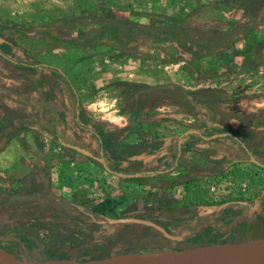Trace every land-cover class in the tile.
<instances>
[{
	"label": "rangeland",
	"instance_id": "1",
	"mask_svg": "<svg viewBox=\"0 0 264 264\" xmlns=\"http://www.w3.org/2000/svg\"><path fill=\"white\" fill-rule=\"evenodd\" d=\"M0 36L66 73L79 94L83 119L100 133L113 135L111 146L116 152L158 156L159 146L151 148L156 138L211 132L203 123L205 113L199 115L190 108L181 89L211 105L213 121L217 124L224 118L228 129L240 130L238 126L252 121L256 113L264 121V0H0ZM26 72L0 58L1 87L29 93L33 83L23 75ZM48 78L46 85L53 87L54 99L64 103L61 89ZM122 83L173 84L178 88L150 94L130 91L131 87ZM26 111L35 113L31 106L0 96L2 192L27 196L44 183L45 193L83 207L109 199L115 205L111 218L149 214L162 225L170 220L176 227L186 228L175 234L180 237L190 232L193 216L212 211L213 205L264 194V168L250 163L229 168L222 164L210 173L200 172L204 164L194 165L196 172L184 174L180 170L165 185L150 182L139 187L116 179L94 156L55 144L39 131H28L42 136L39 149L26 141L12 140L18 133L14 117ZM127 129L131 132L125 137ZM87 139L78 143L95 151ZM193 141L188 136L182 143ZM21 145L20 152L30 158L31 153L40 152L41 157L44 152L46 165L39 168L40 183L23 186L21 182L30 175H23L26 168L17 177L6 169V153L10 156ZM213 148L209 146L208 151ZM108 160L121 170L158 168L149 158L140 162ZM29 164L32 166L31 161ZM13 185L23 190L9 191ZM33 205L39 208L29 210L36 213L31 217L0 210V246L16 257L22 256L20 242L35 255L28 247L36 238L27 234L34 233V228L41 231H36L40 238L58 243L57 248L65 246L59 243L68 240L71 233L105 242L111 252L145 249L151 241L148 236L153 234L143 224H130L115 233L93 223L78 226L55 214V209L46 208L44 202ZM29 218L37 219L40 225ZM69 226L73 229H61ZM188 243L182 239L171 244L186 247Z\"/></svg>",
	"mask_w": 264,
	"mask_h": 264
},
{
	"label": "trees",
	"instance_id": "2",
	"mask_svg": "<svg viewBox=\"0 0 264 264\" xmlns=\"http://www.w3.org/2000/svg\"><path fill=\"white\" fill-rule=\"evenodd\" d=\"M0 58L16 68L27 71L26 73H23V75L25 76V78H27L33 83L32 90L29 93H21L15 89L0 86V96L6 95L19 104L31 106L35 109V113H30L26 111V113L22 116L17 115L14 117L15 121H17L18 123L17 132L23 133L32 130L39 131L42 134L51 137L55 144H58L62 147H67L73 151H76L75 147L87 149V147H84V145L78 143V140L84 139V137H86L88 138L87 142H91L95 147V151H92L90 149L87 150L92 151L93 156L96 158V160L101 162L104 165L105 169L114 177L128 179L133 182H138L140 180L149 178L165 177L167 175H170L177 169V167L179 166L180 156L183 152H189L193 150L199 151L200 148H198V144L207 140L216 139L224 140L225 142L221 144L222 147L215 146L213 148L214 150H220L224 155V168H229L237 163L244 162H250L256 166L264 168L263 158L255 155L240 140V138L237 137V135L232 132H229L227 128H222L213 121L212 114H214V109L211 105L206 102H201L197 100L196 98L191 96V94L188 93L186 90L181 89L187 99V105L190 108L197 110L199 115L205 113L204 115H206V117L203 118V123L206 127L211 128V132H209L208 134L201 132H191L185 133L181 136L156 138L154 145H152L151 148L155 149L156 146H159L160 154L156 157L155 163H152V165L154 167L155 165H157L158 168H152L149 170H121L115 164L110 163L108 159L115 158L116 160H124L127 162H140V157L135 159L136 155L127 153L126 151H113L111 146V136L113 135H104L100 133L83 119L82 106L79 94L77 93L73 83L71 82L66 73H64L58 67L41 62L33 58L21 46L12 44L1 36ZM48 76L53 78L54 83L61 89L62 93L66 97L64 103L54 99L55 96L51 94V89H53V87L48 88L46 85L49 81ZM122 84L130 86V91L137 89L139 90V93L150 94L158 91H170L178 88V86H175L173 84L155 87L137 83ZM46 95H48L50 98ZM130 132L131 129L125 130L123 132V136L126 137L127 135H129ZM188 136L193 137V140L196 141H193L191 144L189 142L183 144V139ZM225 140H227L228 143ZM98 158H100V160ZM141 159L144 158L142 157ZM37 202H44L46 204V208L55 209V214L74 221L78 226H84L87 223H93L97 224L101 228L106 227V230L107 228L113 229L114 231L112 233L122 230V228L130 224L142 226V224L137 223L110 224L107 219L112 217L111 214L114 213L115 205L114 202L109 199L88 208L79 206L63 197L56 196L52 193L34 192L27 196H21L12 193L2 192L0 190V210L2 211L6 210V212H14L18 214H24L25 217L26 215L31 217L36 213H30L29 210L34 208L36 210V207L39 208L38 206L33 207V204ZM238 204L239 202L229 201L225 203H217L215 204V206L218 209L220 207L233 208ZM42 212L46 213L44 209ZM139 218L150 220L159 224L172 235H178L179 233L181 234L184 229H186L184 227H176L174 225V222L170 220L168 221L167 225H162L158 222L157 219L149 217V214H141ZM32 219L29 218L30 221ZM33 220V222H35L33 224L40 225L37 219ZM144 226L153 231V234L148 236V239H150L151 241L147 245V247H145V249L152 250L173 247V244L171 243L175 241L166 238L159 230L152 226ZM112 233L110 235H112ZM206 236L207 234L191 236V238H189L190 240L188 238L187 239L189 241H192L193 245L189 244L186 247L176 248H187L194 246L226 243L224 241L219 240H204ZM118 240L122 241L121 238ZM188 240L184 239L183 241L187 242ZM79 244L81 245V247L84 246L85 249L83 250L86 254H92L98 257V259L107 258L102 255L105 254V251L110 250V248H107L105 242L99 240H89L88 242L79 241ZM19 247L20 252L22 254L21 257H17L19 259L50 260L49 258H47V256H45L46 259L44 257H42L41 259L30 257L31 254H29L26 245H22L21 242L19 243ZM28 248L33 250L32 245ZM3 249L10 253L8 249ZM131 250L134 252H139L142 249ZM100 256L103 258H99Z\"/></svg>",
	"mask_w": 264,
	"mask_h": 264
},
{
	"label": "crops",
	"instance_id": "3",
	"mask_svg": "<svg viewBox=\"0 0 264 264\" xmlns=\"http://www.w3.org/2000/svg\"><path fill=\"white\" fill-rule=\"evenodd\" d=\"M259 113H256L252 116L251 120L247 124H242V126L239 129H236L237 127H232L228 129V124H225V119L221 118L219 120V123L217 122V125L221 126L222 128H227L229 132L234 133L237 135L238 138L258 157H261L264 159V121H260ZM232 124V123H231ZM208 130H211V128H207ZM12 140H23L28 142L32 147L40 148V141L43 140L42 136L38 132H23V133H17L16 136ZM227 141V140H225ZM225 143L224 140H207L204 141L199 145L198 148L202 147V151H189L184 152L181 154L179 159V166L178 169H176L173 173L170 175H167L162 178H153V179H145L140 180L138 182H133L128 179H122L118 177L120 180L134 183L137 186H142L143 183H152V184H158L161 185L167 184V180L171 177L175 176L177 173H179L180 170H183L182 173L187 174L192 172H196V169L194 168V165L198 164H204L202 168H200L201 173H210L213 169L216 167L218 168L220 165H222L225 161H222L224 158V155L221 153L220 150H210L209 146L213 145L221 147ZM228 143V141H227ZM23 145V144H22ZM22 145L18 148V151H15L14 153L9 154L6 153V158L9 161L7 164V170H10L11 173H14L15 177L18 176V174L22 172V168H26V171L23 173V175H27V178L23 179V181L20 183L21 185L25 186V184L28 185L29 182H39L40 183V175H39V168L42 166V164H45V160L43 159L44 152L42 153L40 157V152L37 153H31L34 158H30V156H27L26 152H20V148L23 149ZM205 147V148H204ZM206 150V151H204ZM140 160L143 157L144 160L149 158V160H156V154L151 153L148 154L147 157L141 156V154L136 155L135 159L139 158ZM28 159V160H26ZM204 162H203V161ZM31 161L32 166H29V162ZM250 162L241 163L244 165H247ZM254 167L253 163H250ZM46 165V164H45ZM236 165H240L239 163ZM234 166V165H233ZM241 166V165H240ZM31 167V168H30ZM30 169L34 171V173H30ZM55 169V168H53ZM1 170V169H0ZM199 173V172H198ZM38 180V181H37ZM35 183V182H34ZM150 183V184H151ZM41 186H37V190L35 192L45 193L47 190H43V187H45L44 183H40ZM26 185V187H27ZM17 188V189H16ZM19 188V189H18ZM9 191H15V190H23V187H15L13 185V188L8 189ZM34 193V192H33ZM239 204L236 205L233 208H225L220 207L219 209L215 205H211L212 211L210 212H203L199 213L196 216H193L192 220L190 221V225L192 227L190 228V232L181 236L183 239L191 238V236H199L207 234L206 238L204 240H219L224 241L226 243H234V242H245L250 241L258 238H264V194L262 196H253L252 198L246 200V201H238ZM216 207V208H215ZM30 227V226H29ZM27 227V229H29ZM33 229L32 227H30ZM56 229V228H55ZM58 229V228H57ZM62 230H71L73 229L72 226H69L68 228H61ZM33 232H28L27 234L30 236L29 238H36L39 239V229L34 228ZM38 231V232H36ZM238 231L239 233H236ZM41 232V231H40ZM53 232V229L52 231ZM43 233V232H42ZM69 233V232H68ZM236 234V235H235ZM70 233L68 235V240L63 242V239L61 240L62 243L59 244H65V246L61 248H57V244L55 241L51 242L50 239H43L40 238V243H37L36 240L33 241V252L35 255H30V257L41 259L42 257L47 256L50 260L53 259H73L78 261H90L98 259V257L93 256L92 254H86L84 252L83 247L79 244V241L82 242H88L86 238L79 237L77 235H73ZM186 239V240H188ZM228 239V240H227ZM190 240V239H189ZM188 240V241H189ZM187 241V242H188ZM190 245L192 244V241H189ZM92 250V249H91ZM107 250V249H106ZM151 249H142L139 252H145L149 251ZM87 251V250H86ZM106 252H109L106 254ZM126 252H134L132 250H118L116 252L111 251H105V254L102 256L108 257L114 254H120V253H126ZM103 258V257H99Z\"/></svg>",
	"mask_w": 264,
	"mask_h": 264
},
{
	"label": "water",
	"instance_id": "4",
	"mask_svg": "<svg viewBox=\"0 0 264 264\" xmlns=\"http://www.w3.org/2000/svg\"><path fill=\"white\" fill-rule=\"evenodd\" d=\"M75 150L87 156H93L90 150L80 147H75ZM107 221L110 224L137 223L152 226L170 240L181 241L183 239L170 234L164 227L150 220L131 217L108 218ZM0 264H264V238L187 248L171 247L145 252H126L90 261L23 260L0 247Z\"/></svg>",
	"mask_w": 264,
	"mask_h": 264
},
{
	"label": "bare ground",
	"instance_id": "5",
	"mask_svg": "<svg viewBox=\"0 0 264 264\" xmlns=\"http://www.w3.org/2000/svg\"><path fill=\"white\" fill-rule=\"evenodd\" d=\"M121 121V120H120ZM110 123H112L114 126H121L120 123H117L116 121L109 120ZM123 126V125H122Z\"/></svg>",
	"mask_w": 264,
	"mask_h": 264
},
{
	"label": "flooded vegetation",
	"instance_id": "6",
	"mask_svg": "<svg viewBox=\"0 0 264 264\" xmlns=\"http://www.w3.org/2000/svg\"><path fill=\"white\" fill-rule=\"evenodd\" d=\"M184 240V239H183ZM183 242H185V241H183Z\"/></svg>",
	"mask_w": 264,
	"mask_h": 264
},
{
	"label": "clouds",
	"instance_id": "7",
	"mask_svg": "<svg viewBox=\"0 0 264 264\" xmlns=\"http://www.w3.org/2000/svg\"><path fill=\"white\" fill-rule=\"evenodd\" d=\"M242 104H243V102H242Z\"/></svg>",
	"mask_w": 264,
	"mask_h": 264
}]
</instances>
